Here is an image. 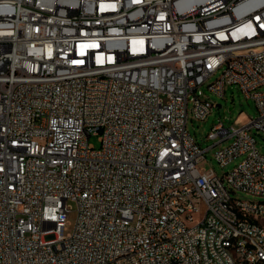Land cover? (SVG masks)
<instances>
[{"label": "built area", "instance_id": "2783aa9c", "mask_svg": "<svg viewBox=\"0 0 264 264\" xmlns=\"http://www.w3.org/2000/svg\"><path fill=\"white\" fill-rule=\"evenodd\" d=\"M227 84L257 117L220 120L203 148L190 113ZM263 86L264 0H0V264H255ZM229 140L215 157L246 155L235 173L200 167Z\"/></svg>", "mask_w": 264, "mask_h": 264}, {"label": "rangeland", "instance_id": "374dc122", "mask_svg": "<svg viewBox=\"0 0 264 264\" xmlns=\"http://www.w3.org/2000/svg\"><path fill=\"white\" fill-rule=\"evenodd\" d=\"M221 73L222 69L212 75L209 79V82L217 79L221 75ZM201 89L204 94L206 96H209L214 103V108L206 119H196L195 117H193L192 113H190L189 116L188 129L190 133L195 137V139L199 142L201 147L206 148L214 143V140L207 138V135L211 131L212 127L220 120L224 121L227 126H230L237 120H239V123L241 124H246L251 118L257 117V106L255 100L252 97H248L244 91L238 88L237 85L227 84L223 96L210 91L206 85H204ZM260 90L264 91V86L261 87ZM189 107H192V103H190ZM251 132L256 138V146L258 150L262 154H264V131H257L256 128H253ZM230 142L231 140H229L222 146H216L209 149L205 153V159L200 164V167H204L207 170L213 169L214 172L219 176H222L226 172H230L246 157V155H241L237 157L233 162L223 167L216 159L215 153L219 148L226 146V144ZM89 143L93 144L96 147H99L101 144L99 141V136L92 135L89 138ZM233 196L241 200H262V198L260 197L253 196L243 191H237V193L233 194ZM70 205H72V209L68 217V232L72 231L77 219L76 206L74 203H70Z\"/></svg>", "mask_w": 264, "mask_h": 264}, {"label": "bare ground", "instance_id": "6f19581e", "mask_svg": "<svg viewBox=\"0 0 264 264\" xmlns=\"http://www.w3.org/2000/svg\"><path fill=\"white\" fill-rule=\"evenodd\" d=\"M232 62H240L241 54H230V58H224L223 68H230ZM226 173H235V167ZM264 182V174H263ZM256 220H264V213H256ZM248 238H254V231L252 230H243V232L236 233V242L247 241ZM232 250H240V243H232ZM248 250L251 251V262L255 264H264V254L259 253L258 242H249ZM117 257H126V250H117ZM239 264V263H232Z\"/></svg>", "mask_w": 264, "mask_h": 264}, {"label": "water", "instance_id": "95a60500", "mask_svg": "<svg viewBox=\"0 0 264 264\" xmlns=\"http://www.w3.org/2000/svg\"><path fill=\"white\" fill-rule=\"evenodd\" d=\"M220 106V105H219Z\"/></svg>", "mask_w": 264, "mask_h": 264}]
</instances>
